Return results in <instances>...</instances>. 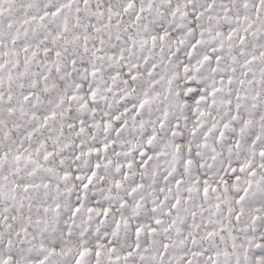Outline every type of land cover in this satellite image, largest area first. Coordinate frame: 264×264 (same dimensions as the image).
I'll list each match as a JSON object with an SVG mask.
<instances>
[{
  "label": "snow or ice",
  "instance_id": "6c2138e0",
  "mask_svg": "<svg viewBox=\"0 0 264 264\" xmlns=\"http://www.w3.org/2000/svg\"><path fill=\"white\" fill-rule=\"evenodd\" d=\"M0 264H264V0H0Z\"/></svg>",
  "mask_w": 264,
  "mask_h": 264
}]
</instances>
